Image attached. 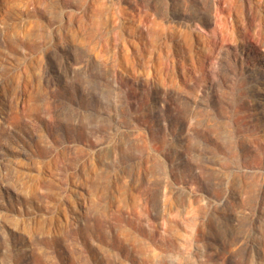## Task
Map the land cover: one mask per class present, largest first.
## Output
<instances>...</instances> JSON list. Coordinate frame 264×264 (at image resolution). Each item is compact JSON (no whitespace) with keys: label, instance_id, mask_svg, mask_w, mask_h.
<instances>
[{"label":"rangeland","instance_id":"1","mask_svg":"<svg viewBox=\"0 0 264 264\" xmlns=\"http://www.w3.org/2000/svg\"><path fill=\"white\" fill-rule=\"evenodd\" d=\"M263 30L264 0H0V264H264Z\"/></svg>","mask_w":264,"mask_h":264},{"label":"bare ground","instance_id":"2","mask_svg":"<svg viewBox=\"0 0 264 264\" xmlns=\"http://www.w3.org/2000/svg\"><path fill=\"white\" fill-rule=\"evenodd\" d=\"M232 8H233V7H232ZM234 10H236V9L234 8ZM237 10H238V9H237ZM225 16H226V15H225ZM263 31H264V30H263ZM258 32H259V30H258ZM257 34H258V33H257ZM257 34H256V35H257ZM258 35H260V34H258ZM258 35H257V38L259 37ZM261 35H262V34H261ZM261 37H262V36H261ZM257 38H256V39H257ZM260 39H261V38H260ZM258 40H259V38H258ZM261 41H263V40H261ZM257 42H258V41H257ZM259 43H260V41H259ZM263 43H264V41H263ZM263 43H262V44H263Z\"/></svg>","mask_w":264,"mask_h":264}]
</instances>
